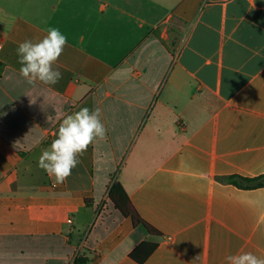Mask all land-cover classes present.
Here are the masks:
<instances>
[{
	"label": "crops",
	"instance_id": "1",
	"mask_svg": "<svg viewBox=\"0 0 264 264\" xmlns=\"http://www.w3.org/2000/svg\"><path fill=\"white\" fill-rule=\"evenodd\" d=\"M50 27L61 78L30 85L18 45ZM0 42V264H139L143 242L142 264L264 256V186L239 179L264 176V0H0ZM82 107L106 136L58 185L38 158Z\"/></svg>",
	"mask_w": 264,
	"mask_h": 264
},
{
	"label": "clouds",
	"instance_id": "2",
	"mask_svg": "<svg viewBox=\"0 0 264 264\" xmlns=\"http://www.w3.org/2000/svg\"><path fill=\"white\" fill-rule=\"evenodd\" d=\"M67 37L58 28L50 27L47 34L37 42L24 41L18 45L17 55L21 68L20 75L30 84L40 82L53 85L61 73L53 65L62 55ZM99 108L90 110L82 107L66 115L59 124L56 138L50 147L44 149L38 158V167L43 169L55 184H63L72 170L80 163L78 157L88 147L106 136ZM227 264H264V256L253 252H240L226 257Z\"/></svg>",
	"mask_w": 264,
	"mask_h": 264
},
{
	"label": "trees",
	"instance_id": "3",
	"mask_svg": "<svg viewBox=\"0 0 264 264\" xmlns=\"http://www.w3.org/2000/svg\"><path fill=\"white\" fill-rule=\"evenodd\" d=\"M243 181L253 182L254 185L251 187H261L264 186V176H260L254 179H244L239 178ZM228 181H233L232 178L227 179ZM233 183L241 186L236 181ZM109 199L114 204L115 208L126 218H130L134 225L142 224L148 230V232L153 236L161 235L160 232L151 224L143 220L135 209L132 201L123 187L119 182H115L109 191ZM157 244L152 242H143L134 252L131 253V258L139 264L144 263L151 253L155 250Z\"/></svg>",
	"mask_w": 264,
	"mask_h": 264
},
{
	"label": "built area",
	"instance_id": "4",
	"mask_svg": "<svg viewBox=\"0 0 264 264\" xmlns=\"http://www.w3.org/2000/svg\"><path fill=\"white\" fill-rule=\"evenodd\" d=\"M1 47H2V43L0 42V49H1ZM69 222H71V220Z\"/></svg>",
	"mask_w": 264,
	"mask_h": 264
}]
</instances>
